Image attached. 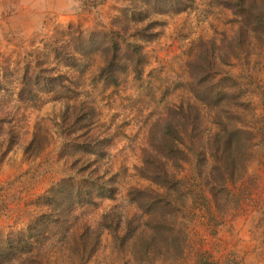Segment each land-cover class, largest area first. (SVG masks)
Wrapping results in <instances>:
<instances>
[{
    "label": "rangeland",
    "instance_id": "374dc122",
    "mask_svg": "<svg viewBox=\"0 0 264 264\" xmlns=\"http://www.w3.org/2000/svg\"><path fill=\"white\" fill-rule=\"evenodd\" d=\"M224 1L193 0L185 11L159 14L138 0H81L75 14L49 13L37 26L24 19L26 10L15 9L20 0H0V238L47 211L40 201L46 191L77 178V161H90L99 175L114 177L116 193L75 206L52 225L34 251L44 264H78L77 236L110 212L122 222L117 238L99 229L98 246L82 264H264V24L242 22ZM110 31L142 54L138 65L130 50L122 55L124 70L114 84L101 73V53L66 61L57 50L70 49L76 37ZM38 69L60 75L62 83L49 92L33 88L29 96L27 83ZM208 85L221 94L200 101L194 90ZM225 124L252 141L234 196L216 210L199 181L196 152L206 153L205 141ZM177 135L182 160L160 159L182 195L173 216L185 243L174 252L160 231L148 230V216L128 192H163L140 169ZM206 159L204 171L213 161Z\"/></svg>",
    "mask_w": 264,
    "mask_h": 264
},
{
    "label": "trees",
    "instance_id": "16d2710c",
    "mask_svg": "<svg viewBox=\"0 0 264 264\" xmlns=\"http://www.w3.org/2000/svg\"><path fill=\"white\" fill-rule=\"evenodd\" d=\"M138 2L146 8L154 9L159 14L182 12L193 5V0H138ZM223 5L235 11L238 10L242 16V22L248 20L260 26L264 24V0H226ZM69 48H57L62 52V58L66 61L74 59L76 54L82 56L96 52L101 53L105 60V67L101 73L112 84L116 82L115 74L124 70L122 69L123 54L130 50L132 55L127 56L137 65L142 57L138 46L129 43L116 31L91 32L84 37H76L71 41ZM53 53L57 56L55 51ZM211 63L213 64V62ZM35 72L30 76L29 82L27 81L28 88H30L27 90L29 96L34 92L33 88L40 92H49L62 83L60 75H52L46 69H38ZM206 80L204 79L202 82L205 84ZM201 91L202 93L194 90L196 98L200 101L206 100V102L218 99L221 94L210 85L203 86ZM169 128H171V123H168ZM176 137L181 139L174 137L168 139L161 147L162 151L156 149L158 157L149 156L144 159V164L140 169V175L163 192L150 189H133L128 192L129 200L135 203L144 215L148 216V230L152 234L160 231L164 236L166 247L170 251L172 248L174 252H177L180 244L184 242L183 226L177 223L179 218L173 216L176 212H180L182 195L178 192L180 190L179 181L167 171L161 160L166 162L182 160L180 157L182 150L179 145L183 146V138L180 135ZM241 141H243L242 146L237 147ZM251 141V136L247 131L225 124L220 125L219 131L205 141L206 153L196 152L199 181L210 195L216 210L225 209L234 196L233 182L238 177L239 168L244 169L245 167ZM80 148L84 150L82 153L94 154L89 147L81 146ZM242 148L245 152L239 155L238 152ZM207 155L213 161L208 171H204ZM76 164L77 178L75 176L60 180L41 197V204L47 207V211L35 217L25 229L10 231L0 238V264H44L37 253L34 255V251L44 244L47 232L52 225L64 221L75 206L91 204L95 197L112 198L115 195L113 176L99 175V170L93 169L90 161L85 164L77 161ZM167 192H170V195ZM121 225L120 218L110 212L104 214L93 228L86 227L83 234L77 236L79 241L77 249H74V262L82 264L89 260L98 246L99 229H106L117 238ZM131 236L132 234L127 238ZM201 264H212V262L203 259ZM225 264L242 263H234L228 259Z\"/></svg>",
    "mask_w": 264,
    "mask_h": 264
},
{
    "label": "clouds",
    "instance_id": "9594fccd",
    "mask_svg": "<svg viewBox=\"0 0 264 264\" xmlns=\"http://www.w3.org/2000/svg\"><path fill=\"white\" fill-rule=\"evenodd\" d=\"M16 10H26L24 19L37 26L42 25L49 13L55 15H73L82 8L81 0H61L59 4L53 0H20L14 6Z\"/></svg>",
    "mask_w": 264,
    "mask_h": 264
}]
</instances>
